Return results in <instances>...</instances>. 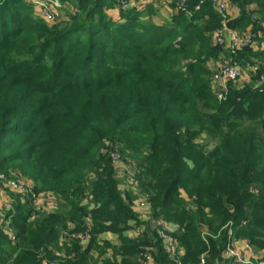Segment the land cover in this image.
Instances as JSON below:
<instances>
[{
  "label": "trees",
  "instance_id": "obj_1",
  "mask_svg": "<svg viewBox=\"0 0 264 264\" xmlns=\"http://www.w3.org/2000/svg\"><path fill=\"white\" fill-rule=\"evenodd\" d=\"M77 1L74 14L47 24L25 0H0V169L58 200L31 220L29 203L13 196L1 211L0 264H137L147 247L156 248L158 264H174L153 232L124 234L136 215L111 152L134 163L152 218L176 226L182 264L205 251L214 264L228 222L236 237L264 249V92L247 84L230 87L221 101L212 95L206 60L220 52L210 39L221 20L203 13L211 0H186L190 15L165 24L152 20L151 7V21H142L145 13L120 9L118 0ZM231 2L239 16L229 27L264 37V0ZM112 7L115 15L101 14ZM180 192L194 199V210ZM87 216L92 240L83 248L76 236ZM7 220L15 241L4 231ZM201 226L217 238L202 242ZM104 233L118 244H99Z\"/></svg>",
  "mask_w": 264,
  "mask_h": 264
},
{
  "label": "built area",
  "instance_id": "obj_2",
  "mask_svg": "<svg viewBox=\"0 0 264 264\" xmlns=\"http://www.w3.org/2000/svg\"><path fill=\"white\" fill-rule=\"evenodd\" d=\"M95 2L97 0H89ZM173 8L177 13H182L185 16L190 15V10L186 7V0H170ZM231 0H217L216 12L220 17V26L213 34L214 45L220 48L219 59L221 64L217 67L209 69L208 86L212 95L216 100L221 101L225 98L228 90L235 85L238 80L241 79V84L245 85L253 81L256 83L260 91L264 92V44H255L256 34L249 29L236 30L230 28L228 25L229 15L227 14V7ZM26 5L32 6L40 18L47 24H52L61 20L59 10L61 4L58 0H26ZM202 2L194 5V10H199ZM118 6L120 9L125 10L129 7L128 0H118ZM261 36L258 34V37ZM245 50H249L250 54L246 57H242L240 62L245 64L243 68L237 60L239 53ZM226 53V55H224ZM226 56L225 58L221 56ZM246 75V77H244ZM241 78V79H240ZM112 167L120 169L123 172H127L128 180L127 185H120L123 188L136 196V200L133 205L129 206L134 212L136 218L127 222V228L124 231L126 237L136 238L144 235L147 226L142 222L148 221V229L154 233L155 239L160 241L162 249L168 259H171L174 264H182V257L184 254L183 248H181L173 236V232L176 230V226L171 223H167L162 218H152L150 214V204L146 197L141 194L137 182L134 178L135 165L133 162H124L120 156L111 152L110 154ZM118 173V172H116ZM116 177H118L115 174ZM119 178V177H118ZM8 189L15 193L21 203L28 202L31 212L29 219H37V214L42 212H51L56 209L57 198L53 194L39 193L34 190L32 182L24 178H18L17 175H6L0 169V190ZM185 202L186 210H194L195 203L193 198H188L184 195H180ZM83 205H87L88 210L95 208L92 203V197L86 193L85 198L82 200ZM9 206L3 205L0 208V217L3 218L1 211L8 209ZM84 231L79 236H76L79 240L80 246L83 248L88 245L92 240L90 233L91 220L90 216L84 217ZM9 220L4 222V231L7 233L10 241H15L14 232L9 225ZM244 224V223H242ZM221 230L226 231V240L223 247L218 253L219 259H216L214 264H264V250H255L249 241L236 237L235 229L228 222ZM219 232L213 235L206 226L200 228V240L204 243H208V238H217ZM97 242L100 243V238H97ZM61 256V253H57ZM157 250L153 247H147L143 251L138 253L136 263L137 264H158L157 262ZM208 258V252L202 253L198 261L195 264H206ZM41 264H55L54 262L42 261Z\"/></svg>",
  "mask_w": 264,
  "mask_h": 264
},
{
  "label": "rangeland",
  "instance_id": "obj_3",
  "mask_svg": "<svg viewBox=\"0 0 264 264\" xmlns=\"http://www.w3.org/2000/svg\"><path fill=\"white\" fill-rule=\"evenodd\" d=\"M59 1V3L61 4V9L59 10V15L62 17V19L63 18H65L66 16H67V14H74V12L76 11V9H77V5H78V1L77 0H58ZM25 2H26V0H25ZM169 3H171L172 4V2L169 0L168 1ZM216 3H217V0H211V3L210 4H208V5H206V6H202V11H203V13L205 14V16L206 17H208L212 12H214V13H216L217 15H218V13L216 12ZM201 6H200V8H201ZM31 8H32V6H30ZM34 9V8H33ZM114 10L113 9V7H112V9H110V10H106V11H101V14H104L105 13V16H108V15H110V14H112V11ZM34 11V13L35 14H33V12H32V15H33V18H35L37 21L40 19V16L37 14V11L34 9L33 10ZM146 11V10H145ZM145 11L143 12H140V14H142V13H145ZM152 11V10H151ZM250 11H251V13H250V16H251V19H255V20H257L256 18H258V15H257V12H256V7L252 4L251 5V7H250ZM104 12V13H103ZM153 12V15L152 16H154L155 18H156V16H157V10H153L152 11ZM151 12V13H152ZM31 13V12H30ZM229 13V5H228V8H227V14ZM113 14H115V13H113ZM229 15V14H228ZM202 15H199L198 17H197V24L198 23H200L201 22V17ZM142 19V21H151V19L152 18H150V16H148V14L147 13H145V15L141 18ZM105 20V19H104ZM153 20V19H152ZM231 20H233V19H231ZM105 23V21H103L102 22V24H104ZM165 23H167L166 21L165 22H163V24H165ZM236 30H247L248 28H235ZM107 30V29H106ZM109 30V29H108ZM217 30V28L212 32V35H211V44L213 45V46H215L214 45V42H213V34H214V32ZM109 32H112L113 33V31H109ZM258 34H260L261 36H259L258 37ZM263 33H261V32H257L256 33V38H255V44H259V43H262V44H264V37H263V35H262ZM114 35V34H113ZM123 43H125L124 41H122ZM248 52H249V50H245V51H243L242 53H239L238 54V56H237V60H239L238 62L240 63V65L244 68L245 67V64L244 63H242V62H240V60H242V57H246L247 55H248ZM224 55H226V53H224ZM221 56V57H223V58H225L226 56ZM209 62H211V64L209 63ZM221 64V59H219V54H215V55H213V56H211L210 58H208L207 60H206V66L210 69V68H214V67H217L218 65H220ZM241 79V78H240ZM242 80V79H241ZM241 80L239 81L238 80V82H236L235 83V85H238V84H240V85H238V87H236V86H232V88H235V89H233V90H240V89H242L243 87H244V85L243 84H241ZM249 85L245 88V89H249V90H251L252 92L253 91H256L257 89H259V87L258 86H256V83H254L253 81H251V82H249L248 83ZM245 85H247V84H245ZM205 140H207V138L203 135L202 136V138L200 139V141L201 142H205ZM130 162H132L131 160H129ZM116 172H118V173H116ZM114 173L119 177H116V179L118 180V182H119V184L120 185H127V181H129L128 180V175H127V172H123V171H121L120 169L118 170V169H115L114 170ZM13 174V172H11V174L10 175H12ZM14 174H20L19 172L18 173H14ZM17 177L19 178H24V177H22L21 175H17ZM134 178H135V176H134ZM24 179H26V178H24ZM28 180V179H27ZM28 181H30V180H28ZM31 182V181H30ZM186 196V195H185ZM134 197V201L136 200V196H133ZM47 212H42V213H38L37 214V218L39 217V216H41V215H43V214H46ZM244 239V238H243ZM245 240H247V239H245ZM248 241V240H247ZM250 243V242H249ZM251 244V243H250ZM251 246L255 249V250H264V249H260V248H257V247H255V246H253L252 244H251Z\"/></svg>",
  "mask_w": 264,
  "mask_h": 264
},
{
  "label": "crops",
  "instance_id": "obj_4",
  "mask_svg": "<svg viewBox=\"0 0 264 264\" xmlns=\"http://www.w3.org/2000/svg\"><path fill=\"white\" fill-rule=\"evenodd\" d=\"M168 1L169 0H128V4H129V7L135 8V10H137V11H143L144 12L148 7H151L154 11L157 10V16H156V18L153 17V21L157 24H163V22H165V21H170L171 18L177 13L174 10L173 5L171 3H169ZM114 11L116 12V10H114ZM114 11H112V13H115ZM228 14H229V19H235L239 16L238 7L231 1L229 3V13ZM209 63L211 64V62H209ZM244 77H246V75ZM129 193H131V192H129ZM15 195H16L15 193L11 192L8 189L0 190V208L3 205H7V206L11 207L13 202H14L13 196H15ZM180 195L185 196V194L183 192H180ZM133 196H134V194H132V200H130V203L132 205L134 202ZM134 213H136L135 210H134ZM142 223L145 224V226H147V229H145L144 235L150 236L151 233H150V230L148 229V226H149L148 221L142 222ZM70 227H71V225H69V228ZM124 234H125V232H124ZM97 238H100L99 244H102V241H105V240L109 241L111 244H118L117 238L111 234H106V233L98 234ZM107 252H109V250H107ZM94 256H97V254L94 253Z\"/></svg>",
  "mask_w": 264,
  "mask_h": 264
}]
</instances>
